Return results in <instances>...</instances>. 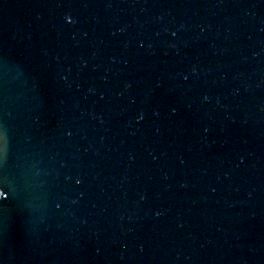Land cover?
Instances as JSON below:
<instances>
[{
  "label": "water",
  "instance_id": "95a60500",
  "mask_svg": "<svg viewBox=\"0 0 264 264\" xmlns=\"http://www.w3.org/2000/svg\"><path fill=\"white\" fill-rule=\"evenodd\" d=\"M0 264H264V0H0Z\"/></svg>",
  "mask_w": 264,
  "mask_h": 264
}]
</instances>
